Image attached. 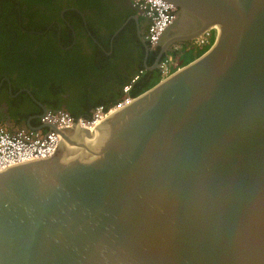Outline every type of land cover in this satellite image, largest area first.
<instances>
[{
    "label": "water",
    "instance_id": "1",
    "mask_svg": "<svg viewBox=\"0 0 264 264\" xmlns=\"http://www.w3.org/2000/svg\"><path fill=\"white\" fill-rule=\"evenodd\" d=\"M161 1V80L0 170V264H264V0Z\"/></svg>",
    "mask_w": 264,
    "mask_h": 264
},
{
    "label": "trees",
    "instance_id": "2",
    "mask_svg": "<svg viewBox=\"0 0 264 264\" xmlns=\"http://www.w3.org/2000/svg\"><path fill=\"white\" fill-rule=\"evenodd\" d=\"M134 15L129 0H0V103L7 100L12 111L25 115L27 93L11 98L25 89L52 113L90 121L96 108L107 111L119 102L133 76L139 74L131 97L153 87L161 80V71L150 69L158 49L150 50L143 65L145 50L132 19L113 37ZM207 48L183 45V65Z\"/></svg>",
    "mask_w": 264,
    "mask_h": 264
},
{
    "label": "built area",
    "instance_id": "3",
    "mask_svg": "<svg viewBox=\"0 0 264 264\" xmlns=\"http://www.w3.org/2000/svg\"><path fill=\"white\" fill-rule=\"evenodd\" d=\"M130 2L133 8H135L139 14L149 20L150 24L146 39L152 46H155L162 33L173 22L175 12L174 8L171 5L162 2L161 0H130ZM138 78L139 74L133 76L130 79L129 84L122 88L120 100L112 108L107 111H105L102 107L96 108L92 112V117L89 122H86L85 120H74L64 111H59L56 113L47 112L44 115L42 122L43 124L55 126H57V124H62L64 129H70L72 123L79 121L94 123L96 112H103L105 117H107L113 111L121 109L124 105L131 101L129 92L131 86L138 80ZM47 130L48 128L45 130L32 131H28L24 127H15L6 130L0 128V139L3 137V139L6 141L4 145V143L0 140V144H2L0 146H3L2 148L5 146L6 148L4 149L8 153L10 152V154H14L15 151H22L18 152V154H21L23 157L21 160L17 159L16 161H12L11 163L3 165L0 170L15 164L51 156L56 151L55 147L58 135L56 132L48 133ZM26 154L30 155L27 157V159H24Z\"/></svg>",
    "mask_w": 264,
    "mask_h": 264
},
{
    "label": "flooded vegetation",
    "instance_id": "4",
    "mask_svg": "<svg viewBox=\"0 0 264 264\" xmlns=\"http://www.w3.org/2000/svg\"><path fill=\"white\" fill-rule=\"evenodd\" d=\"M81 18H83L82 14H81ZM58 26L60 27V24ZM146 27H148L147 23H143L142 25H140V30H141V33H142V37H143L144 41L146 42V44L149 46L150 50H156L158 48L157 45H158V43H159V41H160L162 36L160 37V39L158 40L156 45L152 46L146 39V37H147ZM71 30H72L73 37H75L73 29H71ZM87 35L90 36L89 33H87ZM110 44H111V42H110ZM144 50H145V47H144ZM150 50H149V52H150ZM109 54H110V51H109V53H106V55H109ZM157 55H158V52H157ZM157 55H156V57H157ZM145 56H146V53H145ZM145 56H144V59H143V65L146 64V60H147V59L145 60ZM166 56H164L161 60H163ZM147 57H148V55H147ZM118 62L120 64V61H118ZM0 87H1V84H0ZM24 90L25 89H22L18 93H16L15 95H11V89L9 88L8 89V94L11 95V98H15L16 95H18L20 93H24ZM28 99H29V102H31L32 107H31V105H29V107L26 109V111L27 110L28 111L25 113V115H22L23 114L22 112H16L15 110L12 111L11 106L7 102V100H3L0 103V124L2 126L6 127V129H12V128H15V127H24L28 131L45 130L46 128L43 127L42 119H43L44 114H46L47 112H50V111H48V109H47V107L45 105H43V104H41V103H39V102H37L35 100H32L31 97L28 98ZM27 114H28V116H27Z\"/></svg>",
    "mask_w": 264,
    "mask_h": 264
},
{
    "label": "bare ground",
    "instance_id": "5",
    "mask_svg": "<svg viewBox=\"0 0 264 264\" xmlns=\"http://www.w3.org/2000/svg\"><path fill=\"white\" fill-rule=\"evenodd\" d=\"M107 117H105L103 112L98 111V112L95 113V118H94L95 122L94 123H86L85 121H79V122H76V123H72V126H71L70 129L82 128V129L88 130L90 132V134H92L95 131V129L101 124V122ZM80 120H82V119H80ZM52 126L56 129V133L58 135V139H57V143H56V147H55L56 148L55 150L57 151L59 146H60V144H61V142H62L61 136H60V134L58 132H61L62 130H66V129L63 128L62 124H57V126H55V125H52ZM47 132L50 133L52 131H50L48 129ZM0 140L5 145L6 141L3 139V137ZM0 145H2V144H0ZM2 147L3 146H0V150L2 151V153L0 151V168L3 165L7 164V163H11L12 161H16L17 159L21 160L23 158L21 154H18V152H22V151H15L14 154H10V152L8 153L4 149V148H6L5 146H4V148H2ZM29 155L30 154H26L24 159H27V157Z\"/></svg>",
    "mask_w": 264,
    "mask_h": 264
},
{
    "label": "clouds",
    "instance_id": "6",
    "mask_svg": "<svg viewBox=\"0 0 264 264\" xmlns=\"http://www.w3.org/2000/svg\"><path fill=\"white\" fill-rule=\"evenodd\" d=\"M129 1H130V0H129ZM130 3H131V2H130ZM134 9H135V8H134ZM135 10H136V9H135ZM174 10H175V9H174ZM136 11H137V10H136ZM137 16H138V17H142V18H144L141 14H139L138 11H137ZM144 19L146 20V22H147V24H148L147 32H146V33H148V28H149V24H150V23H149V20H148V19H146V18H144ZM166 29H167V28H166ZM166 29H165V30H166ZM162 34H163V33H162ZM161 36H162V35H161Z\"/></svg>",
    "mask_w": 264,
    "mask_h": 264
}]
</instances>
